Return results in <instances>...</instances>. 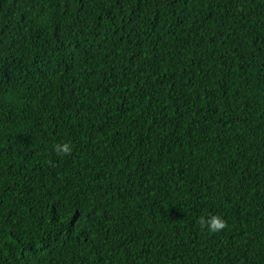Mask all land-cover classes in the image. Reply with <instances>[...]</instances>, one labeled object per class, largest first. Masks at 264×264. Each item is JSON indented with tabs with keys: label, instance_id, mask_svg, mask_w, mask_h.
<instances>
[{
	"label": "trees",
	"instance_id": "obj_1",
	"mask_svg": "<svg viewBox=\"0 0 264 264\" xmlns=\"http://www.w3.org/2000/svg\"><path fill=\"white\" fill-rule=\"evenodd\" d=\"M0 264H264V0H0Z\"/></svg>",
	"mask_w": 264,
	"mask_h": 264
},
{
	"label": "clouds",
	"instance_id": "obj_2",
	"mask_svg": "<svg viewBox=\"0 0 264 264\" xmlns=\"http://www.w3.org/2000/svg\"><path fill=\"white\" fill-rule=\"evenodd\" d=\"M53 149L58 156H70L73 146L70 142H60L53 145ZM201 229H207L209 233L215 234L223 231L227 227V222L219 215L209 217L201 216L197 220Z\"/></svg>",
	"mask_w": 264,
	"mask_h": 264
}]
</instances>
